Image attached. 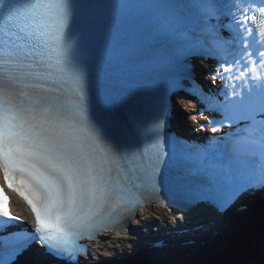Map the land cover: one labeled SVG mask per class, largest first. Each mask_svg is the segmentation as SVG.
I'll use <instances>...</instances> for the list:
<instances>
[{
  "label": "snow or ice",
  "instance_id": "snow-or-ice-1",
  "mask_svg": "<svg viewBox=\"0 0 264 264\" xmlns=\"http://www.w3.org/2000/svg\"><path fill=\"white\" fill-rule=\"evenodd\" d=\"M195 56L216 61L217 93ZM181 91L215 114L201 128L229 131L169 134ZM0 171L35 217L17 227L0 191V264L34 245V264H82L81 237L118 232L151 199L223 210L264 189V0H0Z\"/></svg>",
  "mask_w": 264,
  "mask_h": 264
},
{
  "label": "trees",
  "instance_id": "trees-1",
  "mask_svg": "<svg viewBox=\"0 0 264 264\" xmlns=\"http://www.w3.org/2000/svg\"><path fill=\"white\" fill-rule=\"evenodd\" d=\"M242 230H245L241 228ZM243 233V231H242ZM244 233L243 236L244 237ZM235 243L227 245L220 253L216 254L208 262L209 264H243L246 256L247 246L243 239H235Z\"/></svg>",
  "mask_w": 264,
  "mask_h": 264
},
{
  "label": "bare ground",
  "instance_id": "bare-ground-1",
  "mask_svg": "<svg viewBox=\"0 0 264 264\" xmlns=\"http://www.w3.org/2000/svg\"><path fill=\"white\" fill-rule=\"evenodd\" d=\"M248 205H252V200L254 199H243ZM264 237V216L259 219L256 224V229L253 231L252 238L254 240L255 249L251 255V261L253 264H264V244H262V238ZM125 237H120V244H124L126 240ZM129 240V239H128ZM253 250V249H252ZM124 260L114 261L110 260L107 264H122ZM182 264V263H179Z\"/></svg>",
  "mask_w": 264,
  "mask_h": 264
},
{
  "label": "rangeland",
  "instance_id": "rangeland-1",
  "mask_svg": "<svg viewBox=\"0 0 264 264\" xmlns=\"http://www.w3.org/2000/svg\"><path fill=\"white\" fill-rule=\"evenodd\" d=\"M250 239H251V240H250ZM247 240H249V242H250L251 250H250V252H249V254H248L246 264H253V263L250 262V261H251V255H252V253H253V251H254V249H255V244H254V240L252 239L251 231H249V235H248ZM252 249H253V250H252Z\"/></svg>",
  "mask_w": 264,
  "mask_h": 264
}]
</instances>
